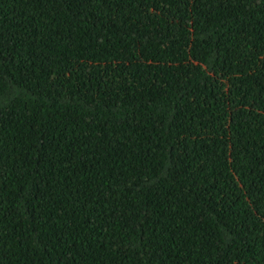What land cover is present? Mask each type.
I'll return each instance as SVG.
<instances>
[{
	"label": "trees",
	"instance_id": "16d2710c",
	"mask_svg": "<svg viewBox=\"0 0 264 264\" xmlns=\"http://www.w3.org/2000/svg\"><path fill=\"white\" fill-rule=\"evenodd\" d=\"M0 264H264V0H0Z\"/></svg>",
	"mask_w": 264,
	"mask_h": 264
}]
</instances>
